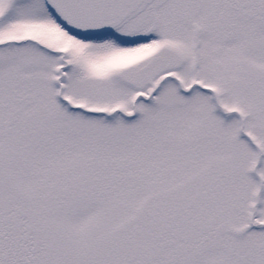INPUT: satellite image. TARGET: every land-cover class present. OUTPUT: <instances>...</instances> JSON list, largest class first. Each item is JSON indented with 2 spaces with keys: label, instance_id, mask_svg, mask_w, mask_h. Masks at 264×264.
<instances>
[{
  "label": "snow or ice",
  "instance_id": "snow-or-ice-1",
  "mask_svg": "<svg viewBox=\"0 0 264 264\" xmlns=\"http://www.w3.org/2000/svg\"><path fill=\"white\" fill-rule=\"evenodd\" d=\"M0 264H264V0H0Z\"/></svg>",
  "mask_w": 264,
  "mask_h": 264
}]
</instances>
